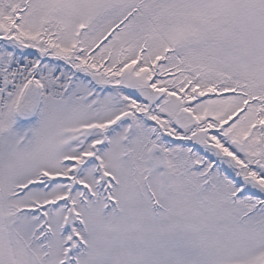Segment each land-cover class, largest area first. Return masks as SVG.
I'll return each instance as SVG.
<instances>
[{"label":"snow or ice","instance_id":"snow-or-ice-1","mask_svg":"<svg viewBox=\"0 0 264 264\" xmlns=\"http://www.w3.org/2000/svg\"><path fill=\"white\" fill-rule=\"evenodd\" d=\"M0 264H264V0H0Z\"/></svg>","mask_w":264,"mask_h":264}]
</instances>
